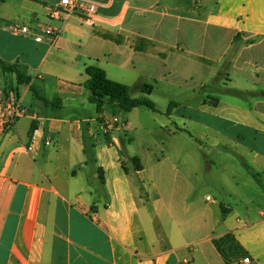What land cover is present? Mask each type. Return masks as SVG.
Segmentation results:
<instances>
[{"label": "crops", "instance_id": "crops-1", "mask_svg": "<svg viewBox=\"0 0 264 264\" xmlns=\"http://www.w3.org/2000/svg\"><path fill=\"white\" fill-rule=\"evenodd\" d=\"M58 1L0 4V60L35 73L28 85L10 73L0 86L27 110L0 139V264H264V0H80L85 10L65 20L49 14ZM41 17L59 32L54 43ZM12 24L30 32L12 35ZM87 66L131 97L152 86L156 111L138 115L164 140L182 137V171L162 148L151 158L157 141L136 122L139 108L96 112ZM113 116L121 123L104 133ZM190 126L214 136L180 131ZM135 133L138 144L121 142ZM192 150L203 172L223 166L246 195L224 204L203 195ZM165 161L170 169L157 167ZM162 177L174 184L161 191Z\"/></svg>", "mask_w": 264, "mask_h": 264}, {"label": "rangeland", "instance_id": "rangeland-1", "mask_svg": "<svg viewBox=\"0 0 264 264\" xmlns=\"http://www.w3.org/2000/svg\"><path fill=\"white\" fill-rule=\"evenodd\" d=\"M27 6V5H26ZM41 21L43 23V28H45L46 26L49 25L48 20L46 18H42L41 17ZM72 51L73 48H71ZM55 52L53 54H51L49 56L48 61L49 62H55V58L54 55ZM21 71H25L24 73L27 75L28 72H26V70L23 68L21 69ZM2 75L5 76V79H2ZM29 76H31V78L34 79V72H30V74H28ZM12 74L10 73H5L3 74L0 71V86L2 85L3 81H5L6 83L9 84L10 82V78H11ZM59 79H64L63 76L61 74H59L57 76ZM225 90H223L226 93V89H228L227 87H224ZM227 94V93H226ZM142 96V94H141ZM140 97V96H138ZM155 99H157V101H160L161 96H159L158 94H154ZM153 97V99H154ZM137 98V97H134ZM148 98L150 99V95L148 96ZM151 100V99H150ZM152 101V100H151ZM153 102V101H152ZM155 105V104H154ZM114 111V110H113ZM112 109L108 106H105L103 112L107 115L111 114ZM140 112H145L146 114H150L149 110L145 109V108H139L138 110L133 111V115L136 118V122H139V119H141L142 121H144L147 125V127L149 128V137L152 141H157L155 146L151 145L149 147H151L152 152L155 154L154 157L151 156V158H159V148H162L165 152V155L168 157V159L171 161V163H174L177 165V163H181L179 167H181V171H182V162H178L179 159H182L183 156V146L182 144L179 142L180 138L182 137H166L164 140V136L162 133H159V131L154 127V124L149 120V118H142V115L139 116L138 114H140ZM139 116V118H138ZM149 116V115H148ZM188 130L190 131L189 134L190 136H192L195 139H200L201 137H209L212 138L214 135L210 132H206L205 130H202L198 127L195 126H190L188 128ZM137 133H135L134 135L129 134L127 137L122 136L121 137V142L123 144L128 143V139L130 138L132 141H134L135 144H138V139L136 136ZM188 138V137H187ZM160 139H163L165 141V145L160 146ZM167 139V140H166ZM146 140H149V138L147 137ZM194 144V141H192ZM148 144H151V142H148ZM159 144V145H158ZM194 146V145H193ZM192 154H191V166H192V170H195V172L197 173V180H198V185L202 188V194L203 195H209L211 198H213L214 200L220 201V203L224 204L227 202H232L233 200H237L238 196H243L246 195L245 192L242 191L241 188H236L234 186V183H232V179L230 176V173H227L226 171L224 172V167L222 166L221 168H219L218 166H213L211 171H209L208 173L203 172L202 171V164L203 161L200 159V157L197 154V151L192 150ZM221 158H223V165L227 164V160L230 159V156H226L225 154L223 155H219ZM160 167V169H170V165L168 164L167 161L163 162L161 164V166H157ZM174 182L171 179H166L164 177H162V179L160 180V187H169L170 185H173ZM234 188L238 191V193L234 190ZM244 190V189H243ZM161 191H162V187H161ZM235 192L237 193L236 195ZM244 193V194H243ZM247 193V192H246ZM161 229L166 231L168 236H173L172 234V225L168 220H161ZM164 235V234H163ZM185 236L184 238L186 239V241L188 242V237L187 235H183ZM164 239V238H163ZM188 247H195L194 245L190 244L188 245Z\"/></svg>", "mask_w": 264, "mask_h": 264}, {"label": "trees", "instance_id": "trees-1", "mask_svg": "<svg viewBox=\"0 0 264 264\" xmlns=\"http://www.w3.org/2000/svg\"><path fill=\"white\" fill-rule=\"evenodd\" d=\"M3 1L4 0H0V4ZM0 69L4 73H13L18 85H28L30 83V77L20 70V67L17 63L9 65L0 60ZM84 73L87 76V79L82 85L88 91L89 102L95 106L96 112L99 115L103 113V109L108 105L115 107L116 114L120 117H124L131 110L137 108H145L152 112L156 111L154 103L148 98L152 92L151 85L142 84L139 88L142 96L134 98L130 96L128 86L108 79L104 70L101 68L97 66H87L84 69ZM30 91L36 98L41 99L32 87H30ZM245 93L246 92L230 90V94L239 97L245 95ZM261 95H264V92H261ZM174 107L175 104H170L165 114L169 115ZM180 131H183L188 136H190L189 132L185 130ZM131 161L137 163L139 160L137 158H132ZM135 168L136 170H140L141 166L137 164Z\"/></svg>", "mask_w": 264, "mask_h": 264}, {"label": "built area", "instance_id": "built-area-1", "mask_svg": "<svg viewBox=\"0 0 264 264\" xmlns=\"http://www.w3.org/2000/svg\"><path fill=\"white\" fill-rule=\"evenodd\" d=\"M85 9L80 0H59L58 3L49 8V14L52 18L65 20L72 16L76 12H83ZM7 30L15 36L27 35L30 32V28L24 25H9ZM43 36L48 37L52 43H54L59 35V32L51 27H46L42 29ZM39 41V38L36 39ZM27 113L25 107L17 100L16 97H6L0 95V139L4 136L6 132L11 130L15 123ZM120 120L113 116L109 119H105L101 127L104 133L115 131L117 125L120 124ZM34 140V136H31V141ZM46 146L51 144L50 140L45 141ZM32 150V145L26 147L24 152H30ZM207 201L210 200L209 197L205 198ZM248 258H244L242 263L247 264Z\"/></svg>", "mask_w": 264, "mask_h": 264}]
</instances>
